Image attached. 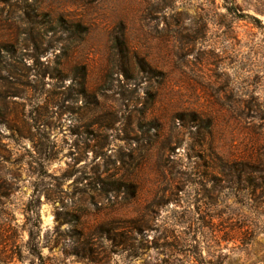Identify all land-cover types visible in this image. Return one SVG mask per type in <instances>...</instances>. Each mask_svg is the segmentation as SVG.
Instances as JSON below:
<instances>
[{"label": "rangeland", "instance_id": "obj_1", "mask_svg": "<svg viewBox=\"0 0 264 264\" xmlns=\"http://www.w3.org/2000/svg\"><path fill=\"white\" fill-rule=\"evenodd\" d=\"M228 1L0 0V264H264V15Z\"/></svg>", "mask_w": 264, "mask_h": 264}, {"label": "trees", "instance_id": "obj_2", "mask_svg": "<svg viewBox=\"0 0 264 264\" xmlns=\"http://www.w3.org/2000/svg\"><path fill=\"white\" fill-rule=\"evenodd\" d=\"M226 3H229L231 5V7L234 5L233 0H229ZM231 10L240 11L238 6H234L233 9L232 8L227 9V13L230 14ZM253 10L256 14L264 15V1L263 0H255V4L253 5ZM245 16H247V15H245ZM249 18H251L253 21L257 22L256 18H254V17H249ZM258 163H259V166L257 168L249 170V172L259 175L260 180L264 184V162L262 161V162H258Z\"/></svg>", "mask_w": 264, "mask_h": 264}]
</instances>
